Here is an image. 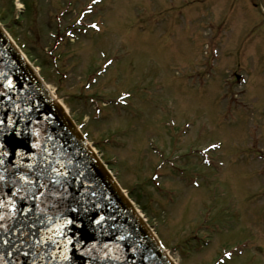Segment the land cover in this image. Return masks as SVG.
<instances>
[{"label":"rangeland","instance_id":"obj_1","mask_svg":"<svg viewBox=\"0 0 264 264\" xmlns=\"http://www.w3.org/2000/svg\"><path fill=\"white\" fill-rule=\"evenodd\" d=\"M0 24L175 264H264V0H0Z\"/></svg>","mask_w":264,"mask_h":264},{"label":"water","instance_id":"obj_2","mask_svg":"<svg viewBox=\"0 0 264 264\" xmlns=\"http://www.w3.org/2000/svg\"><path fill=\"white\" fill-rule=\"evenodd\" d=\"M45 160L67 172L50 173L66 196L44 209L48 219L31 229L32 246L17 251L0 243V264H174L0 26V199L8 205L0 213L21 203L23 193L12 197L11 191L23 186L20 176ZM38 203L23 206L34 217ZM37 239L43 243L36 246Z\"/></svg>","mask_w":264,"mask_h":264},{"label":"snow or ice","instance_id":"obj_3","mask_svg":"<svg viewBox=\"0 0 264 264\" xmlns=\"http://www.w3.org/2000/svg\"><path fill=\"white\" fill-rule=\"evenodd\" d=\"M93 27H96L93 25ZM9 87L11 82L9 81ZM70 163V161H69ZM50 173L55 174V177H66V171H60L57 167L53 166L49 161L45 160L34 172H29L28 175L19 177V181L22 182V187H17L15 191H11L12 197L17 195L21 196V203L19 205L13 202L12 210L7 213H0V231L5 233L4 236H0V243L14 247L17 251L23 246H32L33 237L36 235L31 232L37 224L43 225L44 221L48 219L44 209H51L57 207V203L60 199H64L66 196V190L64 185L61 184L59 179L53 178ZM31 177V178H30ZM4 180V176L0 175V181ZM61 184V187H57ZM28 201H40L35 204V215L30 216L32 212L30 207L23 206ZM0 207L7 208L4 200L0 199ZM17 224L22 225L17 227ZM29 231H25L24 228ZM9 237H14L10 239ZM43 243L42 240L37 239V245ZM8 256L13 255L11 251L7 253ZM27 257L28 253H23ZM35 264V261H33Z\"/></svg>","mask_w":264,"mask_h":264},{"label":"bare ground","instance_id":"obj_4","mask_svg":"<svg viewBox=\"0 0 264 264\" xmlns=\"http://www.w3.org/2000/svg\"><path fill=\"white\" fill-rule=\"evenodd\" d=\"M52 93V96H54L55 98H56V96L54 95V93L53 92H51ZM57 99V98H56ZM140 214V213H139ZM140 217H141V214L139 215Z\"/></svg>","mask_w":264,"mask_h":264}]
</instances>
